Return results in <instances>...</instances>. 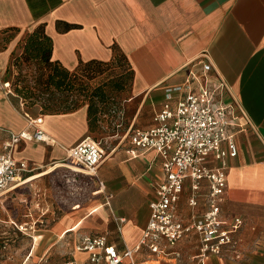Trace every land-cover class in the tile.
Here are the masks:
<instances>
[{
    "label": "crops",
    "instance_id": "0c3cea01",
    "mask_svg": "<svg viewBox=\"0 0 264 264\" xmlns=\"http://www.w3.org/2000/svg\"><path fill=\"white\" fill-rule=\"evenodd\" d=\"M41 23L52 40L51 58L68 70L80 61H108L113 46L127 57L132 67L129 100L137 103L129 131L133 125L139 126L134 129L151 127L153 114L166 102L167 89L183 87L190 71L201 73L202 65L211 63L209 74H218L228 86L223 102L238 105L243 112L236 111L238 118L230 127L237 154L227 159L221 203L224 226L233 217H240L243 223L233 235L240 257L210 256L207 264H264V0H0V127L26 135L11 154L35 167L24 174L25 180L0 195L4 200L23 184L32 191L24 197L21 218L8 215L6 221L33 238L19 264H41L47 259L48 264L85 261L87 253L75 249L83 236H104L119 251L135 247L149 217V203L156 198L155 186L162 178L161 158L154 150H136L131 143L122 145L121 140L105 151L96 176H86L94 184L93 198L82 204L74 202L64 214L53 216L44 182H36L38 187H34L31 181L63 167L50 164L64 160L66 149L88 136L87 108L43 114L35 108L25 109L19 95L1 87L8 82L1 76L9 60L20 52L18 42ZM65 23L69 27L63 29ZM170 94L174 108L185 91ZM27 116L42 118L39 127L46 140L33 138L35 128ZM5 139L4 132L1 140ZM41 168L45 169L35 171ZM205 185L203 180L202 190ZM189 186L186 180L177 203L185 217L191 212ZM34 202L42 228L31 235L36 222L30 212ZM203 203L200 199L195 212L203 210ZM118 217L124 221L118 223ZM35 237L77 239L68 259L57 262L50 255L55 242L46 248ZM197 246V236L192 234L176 248L188 257L197 253ZM3 249L9 252V247ZM134 260L135 264H174L157 260L143 247L134 252ZM0 261L8 264L1 257ZM120 264L129 262L124 259Z\"/></svg>",
    "mask_w": 264,
    "mask_h": 264
},
{
    "label": "built area",
    "instance_id": "2783aa9c",
    "mask_svg": "<svg viewBox=\"0 0 264 264\" xmlns=\"http://www.w3.org/2000/svg\"><path fill=\"white\" fill-rule=\"evenodd\" d=\"M206 56V55H204ZM210 62L202 65L201 73L190 71L183 87L166 91V102L153 114V125L147 129H133L130 143L136 150H154L161 158L162 178L155 186L156 198L149 203V217L137 245L119 251L108 244L104 236H83L75 249L87 253V259L65 260L57 264H120L126 259L135 264L134 252L141 247L159 260L174 264H207L210 256L240 257L234 233L242 225L240 217H233L227 226L221 219V203L226 188L228 157L237 154L233 122L243 113L238 105H226L222 95L228 90L227 83L218 74L210 75ZM2 89L11 92L10 82L1 83ZM185 91L171 107L172 91ZM35 130L33 138L46 140L39 124L41 117L27 116ZM7 139L1 140L3 133ZM26 135L12 133L0 127V195L20 183L24 174L35 169L25 160L12 156L13 147ZM105 152L101 143L89 135L66 149L63 161L73 172L95 177ZM209 159L213 164L209 163ZM75 169V170H74ZM189 180L187 204L191 209L182 216L178 208L179 196L184 183ZM206 181L202 190V181ZM101 184V183H100ZM200 199L203 210L195 212ZM118 223L124 221L117 218ZM195 234L198 251L183 257L177 243ZM0 264H4L0 261Z\"/></svg>",
    "mask_w": 264,
    "mask_h": 264
},
{
    "label": "rangeland",
    "instance_id": "374dc122",
    "mask_svg": "<svg viewBox=\"0 0 264 264\" xmlns=\"http://www.w3.org/2000/svg\"><path fill=\"white\" fill-rule=\"evenodd\" d=\"M19 53V52H18ZM125 65H113L109 69L105 65H99L98 70L100 73L96 74L94 79L89 83L94 85L98 82L107 80L109 76H116L126 72ZM36 65L28 64L24 62H14L11 58L6 67V71L1 78L10 81L11 85L21 86L24 84L22 79L25 80L30 85H34L35 77L37 75ZM81 77L80 73L77 74ZM74 83L75 80L72 79ZM126 88L123 91H118L112 87H105L107 92V101L101 102L98 97H94V102L98 107L96 114V121L94 124V130L89 131L88 135L94 140L101 143L104 152L109 151L117 142L121 141L122 145H127L130 140L131 131L134 128H139L138 125H133L132 129L129 131L130 119L137 106L134 100H129L131 96V88L128 86V82L123 80ZM74 87H70L69 90H54L53 96L56 99L55 102L59 104V108H64L65 106H71L73 101L82 102L83 97L78 94ZM13 90V89H12ZM88 100L84 101V104L79 107L87 108ZM78 107V108H79ZM31 108H35L36 111L41 112L40 104H35ZM28 109V110H29ZM66 163V161H57ZM55 164L51 163L50 165ZM50 165L46 166L48 168ZM45 168H41L35 171H41ZM44 182V188L47 191V197L51 203L52 210L54 211L53 216L58 217L64 214L66 210L70 208V205L74 202H88L93 198L92 190L94 184L91 180L83 174L75 173L66 167H56L52 171L46 173L41 178H36L31 182H34V187H38L36 182ZM28 182L27 184H29ZM22 189L13 193L11 196L8 195L4 200H0V257L7 261L8 264H19L21 259L30 249L31 243H33V238L27 236L18 230L13 228V225L6 222L9 216L17 215L21 218V214L24 210V197L28 193H32L29 189H24V184L21 186ZM30 187V186H28ZM32 190V189H31ZM2 196L1 198H3ZM36 197V196H35ZM38 207L35 205L30 210L33 213V218L35 222V232L42 228L37 220ZM53 219L48 221V225H52ZM14 229V230H13ZM36 238V237H35ZM77 239V238H76ZM74 237L65 238H36V241H41V246L46 248L55 242V246L51 247L50 255H55L58 261L68 259L69 252L72 251ZM3 246L9 247V252L5 253ZM9 254V255H7ZM9 257V258H8ZM50 260L47 259L46 262H41V264H48Z\"/></svg>",
    "mask_w": 264,
    "mask_h": 264
},
{
    "label": "trees",
    "instance_id": "16d2710c",
    "mask_svg": "<svg viewBox=\"0 0 264 264\" xmlns=\"http://www.w3.org/2000/svg\"><path fill=\"white\" fill-rule=\"evenodd\" d=\"M59 26V23H58ZM66 29L68 24L63 25ZM20 52L12 58L14 62H24L26 65H36L37 75L34 85L24 82L23 85H11L12 92L19 95L22 99L25 109H29L35 104H40L41 113L57 114L69 112L77 109L80 105L88 100L87 118L89 131L94 130L95 117L98 107L94 102V97H98L99 101H107V92L105 87L109 86L118 91H123L126 86L123 82H128L131 86L132 82V67L127 57L116 47L112 48V56L108 61L89 60L80 61L76 68L68 70L58 61L51 58L52 40L46 34L44 24H38L31 30L26 31L18 42ZM125 65L126 72L116 76H109L107 80L91 85L89 82L94 79L95 75L100 73L99 65H105L109 69L113 65ZM80 73L81 77L77 74ZM72 79L75 82H72ZM78 94L83 97L82 102L73 101L71 106L59 108V104L55 102L53 96L54 90H69L74 87Z\"/></svg>",
    "mask_w": 264,
    "mask_h": 264
},
{
    "label": "bare ground",
    "instance_id": "6f19581e",
    "mask_svg": "<svg viewBox=\"0 0 264 264\" xmlns=\"http://www.w3.org/2000/svg\"><path fill=\"white\" fill-rule=\"evenodd\" d=\"M56 165H59V166H63V167H66L70 170H73V168H71L68 164L66 163H63V162H56L55 164H52V166H56ZM75 170V169H74ZM32 179V177L29 178V180Z\"/></svg>",
    "mask_w": 264,
    "mask_h": 264
}]
</instances>
